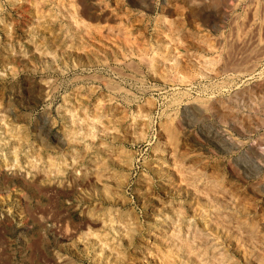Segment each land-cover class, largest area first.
I'll use <instances>...</instances> for the list:
<instances>
[{
    "label": "rangeland",
    "instance_id": "obj_1",
    "mask_svg": "<svg viewBox=\"0 0 264 264\" xmlns=\"http://www.w3.org/2000/svg\"><path fill=\"white\" fill-rule=\"evenodd\" d=\"M263 156L264 0H0V264H264Z\"/></svg>",
    "mask_w": 264,
    "mask_h": 264
},
{
    "label": "bare ground",
    "instance_id": "obj_2",
    "mask_svg": "<svg viewBox=\"0 0 264 264\" xmlns=\"http://www.w3.org/2000/svg\"><path fill=\"white\" fill-rule=\"evenodd\" d=\"M36 3H38V2H36ZM38 5H39V4H38ZM39 6H40V5H39ZM35 7H37V5H36ZM37 8H38V7H37ZM37 8H36V9H37ZM263 157H264V156H263Z\"/></svg>",
    "mask_w": 264,
    "mask_h": 264
}]
</instances>
